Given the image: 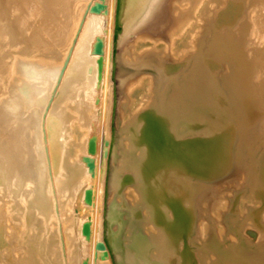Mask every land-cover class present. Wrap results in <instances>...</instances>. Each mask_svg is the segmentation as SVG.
I'll return each instance as SVG.
<instances>
[{
    "label": "bare ground",
    "instance_id": "obj_1",
    "mask_svg": "<svg viewBox=\"0 0 264 264\" xmlns=\"http://www.w3.org/2000/svg\"><path fill=\"white\" fill-rule=\"evenodd\" d=\"M0 264H264V0H0Z\"/></svg>",
    "mask_w": 264,
    "mask_h": 264
},
{
    "label": "rangeland",
    "instance_id": "obj_2",
    "mask_svg": "<svg viewBox=\"0 0 264 264\" xmlns=\"http://www.w3.org/2000/svg\"><path fill=\"white\" fill-rule=\"evenodd\" d=\"M119 84H120V82H119V78L117 77L116 78V88H117V92L119 93V95H120V89H119Z\"/></svg>",
    "mask_w": 264,
    "mask_h": 264
}]
</instances>
